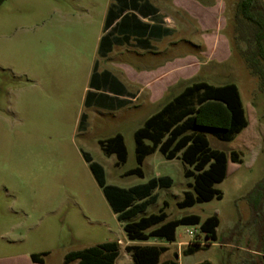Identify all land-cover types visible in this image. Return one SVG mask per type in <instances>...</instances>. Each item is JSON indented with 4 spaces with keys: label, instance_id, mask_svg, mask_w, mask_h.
<instances>
[{
    "label": "rangeland",
    "instance_id": "rangeland-1",
    "mask_svg": "<svg viewBox=\"0 0 264 264\" xmlns=\"http://www.w3.org/2000/svg\"><path fill=\"white\" fill-rule=\"evenodd\" d=\"M199 1L212 13L195 18L172 0L161 2L165 16L170 14L165 24L180 31L173 40L196 39L195 50L181 44L180 52L192 50L200 59L186 67L188 79L170 88L164 102L194 82L234 83L254 121L251 143L247 139L236 148L242 163L230 164V174L216 185L222 199L188 208L178 206L186 192L194 193L181 159L169 161L157 151L142 166L144 178L124 176L138 166L135 131L163 102L141 106L140 100V107L119 114L93 112L86 105L112 0H6L0 6V264H34L31 255L43 253H48L44 264H66L68 254L107 242L120 245L117 264H132L130 244L166 245L169 251L161 260L179 264H264V81L251 73L234 40L237 0ZM116 134L123 135L128 154L120 166L99 144ZM242 134L231 143L207 137L213 150L229 153ZM85 152L104 167L108 185L131 188L161 176L173 184L156 190L157 201L146 212L121 222ZM161 209L168 220L217 215V241L207 244L200 230L190 238L193 226L179 227L172 243L128 241L125 223Z\"/></svg>",
    "mask_w": 264,
    "mask_h": 264
},
{
    "label": "trees",
    "instance_id": "trees-1",
    "mask_svg": "<svg viewBox=\"0 0 264 264\" xmlns=\"http://www.w3.org/2000/svg\"><path fill=\"white\" fill-rule=\"evenodd\" d=\"M5 1L0 0V6ZM115 19H117L115 16L112 18L108 16L105 29L109 28ZM234 23V40L240 47L248 68L254 76L264 81V0H237ZM108 39V35L102 37L101 49ZM243 45L244 48H241ZM94 77L95 75L92 77V84ZM253 121L236 84L215 86L206 81L194 82L186 86L179 95L167 101L135 131L138 166L124 176L136 175L144 178L142 166L146 158L159 151L165 159L169 161L181 159L189 167L184 175L188 179H193L194 193H185L184 199L178 204L180 208L193 207L198 203H207L214 199L221 200L222 193L216 185L221 184L228 177L230 164L242 163L241 155L236 148L240 143L247 141ZM245 130L246 132L243 133ZM207 134L230 143L237 136L242 135L236 147L228 153L213 150ZM248 141L249 145L251 141L249 139ZM99 144L107 156L117 157V166L126 163L128 154L122 134L100 140ZM84 158L121 222L132 220L146 212L148 207L157 201L156 190L170 188L173 184L169 176H161L131 188L108 185L104 167L95 162L87 152L84 153ZM262 186L264 187V184ZM262 186H258L257 190H263ZM261 198L264 200L263 196ZM164 206H167L166 202ZM181 226H199L200 232L208 241L207 244H211L217 241L220 220L217 215L205 220L198 215L168 220L165 209H161L158 214L125 223L123 229L130 242H149L158 239L172 243L176 241L177 229ZM126 251L131 255L133 264H179L177 260L161 262L162 255L169 251L166 246L127 245ZM47 255L48 253L32 254L31 259L43 264L42 257ZM119 256V243L107 242L72 252L65 257V262L66 264H116Z\"/></svg>",
    "mask_w": 264,
    "mask_h": 264
},
{
    "label": "crops",
    "instance_id": "crops-1",
    "mask_svg": "<svg viewBox=\"0 0 264 264\" xmlns=\"http://www.w3.org/2000/svg\"><path fill=\"white\" fill-rule=\"evenodd\" d=\"M162 1L112 0L105 22L108 16L111 18L115 16L117 19L109 28L103 27L99 41L105 35H108L109 39L100 60L94 64L93 72L96 71V75L93 84L92 75L89 80L87 104L85 99L89 110L93 112L105 110L113 114L127 113L134 107H140L137 106L140 100L141 106L163 102L161 109L166 104L164 99L168 90L180 81L188 79L190 69L186 67H195L200 63L198 55L192 51L196 48V39L184 37L173 40L180 31L177 26L170 27L165 24V17H170V14L165 16ZM172 1L173 5L182 7L195 18L204 17L213 11L199 0ZM181 44L192 50L181 53L179 47ZM175 49L177 51L173 53ZM158 58L159 61H154ZM108 59L111 64L107 68L105 62ZM139 60L142 62L141 65L138 64ZM31 261L34 264H41L32 259Z\"/></svg>",
    "mask_w": 264,
    "mask_h": 264
},
{
    "label": "built area",
    "instance_id": "built-area-1",
    "mask_svg": "<svg viewBox=\"0 0 264 264\" xmlns=\"http://www.w3.org/2000/svg\"><path fill=\"white\" fill-rule=\"evenodd\" d=\"M193 227H194L193 230L187 231V234L190 236V238H194L199 233L200 230L199 226H193Z\"/></svg>",
    "mask_w": 264,
    "mask_h": 264
}]
</instances>
